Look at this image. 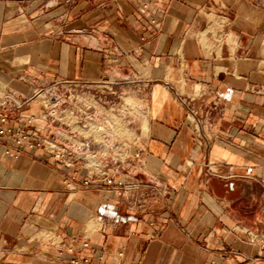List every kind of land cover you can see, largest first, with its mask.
Returning a JSON list of instances; mask_svg holds the SVG:
<instances>
[{
	"label": "crops",
	"instance_id": "crops-1",
	"mask_svg": "<svg viewBox=\"0 0 264 264\" xmlns=\"http://www.w3.org/2000/svg\"><path fill=\"white\" fill-rule=\"evenodd\" d=\"M72 92L133 131L97 166L0 138V264H264V0H0L10 118L74 134Z\"/></svg>",
	"mask_w": 264,
	"mask_h": 264
},
{
	"label": "rangeland",
	"instance_id": "rangeland-1",
	"mask_svg": "<svg viewBox=\"0 0 264 264\" xmlns=\"http://www.w3.org/2000/svg\"><path fill=\"white\" fill-rule=\"evenodd\" d=\"M129 80L132 81L133 78H129ZM44 96L48 105L54 104L56 101L59 103V112L58 114L54 112V117H58L60 120L70 124V128L74 132V134L70 132H61L59 136L50 134V138L61 148L69 149L82 156L91 166L99 165L97 153L104 151L105 156H109L110 147H115V143L110 142V135L120 138V136H123L125 133L130 134L133 131V126H129L123 118L125 116L135 115L138 104L134 99L132 100L126 95L121 96L118 105L112 109L103 108L104 106L100 104L98 100L83 97L80 93L76 92H72L71 95L68 94L60 98H51L46 94ZM95 106L98 107L95 109ZM88 110L91 111L89 112ZM98 110L103 112L101 117L98 116ZM106 115H108L107 119L105 118ZM94 125H101L100 127L103 126L105 129L98 134V143L95 142L92 134L87 133L89 128H92ZM84 138L86 139L84 140ZM87 138L93 140L96 146L92 144H83ZM123 143L125 144L126 142ZM66 144H71V147L68 148ZM76 146H80V148L76 149ZM87 153L96 155L95 157L86 156ZM127 157L128 153L122 154V158L126 159Z\"/></svg>",
	"mask_w": 264,
	"mask_h": 264
},
{
	"label": "built area",
	"instance_id": "built-area-1",
	"mask_svg": "<svg viewBox=\"0 0 264 264\" xmlns=\"http://www.w3.org/2000/svg\"><path fill=\"white\" fill-rule=\"evenodd\" d=\"M70 95V94H69ZM50 96V95H49ZM51 98H57L50 96ZM10 103H15L17 101L13 96L8 95L5 98L0 100V138H3L15 146L18 150H27L41 153L48 158L60 160L64 164H70L71 157L69 149L61 148L55 141L50 138V135L42 134L43 128L37 125V120L34 117L28 118L25 122L20 120H12L5 108L10 105ZM57 103V101L55 102ZM197 126L199 127V120H197ZM200 131V129H198ZM95 143L93 140L87 139L83 144L90 145ZM80 146H76V149H79ZM68 156V157H66ZM108 184H113L114 178L109 177L106 179ZM247 234L250 235V238L257 239V235L253 232L247 231ZM88 243H82L83 248L88 247ZM73 264H89L90 259L84 258L82 260L75 259L72 262ZM211 264H227L226 262L217 263L213 261Z\"/></svg>",
	"mask_w": 264,
	"mask_h": 264
},
{
	"label": "bare ground",
	"instance_id": "bare-ground-1",
	"mask_svg": "<svg viewBox=\"0 0 264 264\" xmlns=\"http://www.w3.org/2000/svg\"><path fill=\"white\" fill-rule=\"evenodd\" d=\"M98 130L102 131V130H103V128H102V127H99V128H98ZM96 142H98V141H96Z\"/></svg>",
	"mask_w": 264,
	"mask_h": 264
},
{
	"label": "water",
	"instance_id": "water-1",
	"mask_svg": "<svg viewBox=\"0 0 264 264\" xmlns=\"http://www.w3.org/2000/svg\"><path fill=\"white\" fill-rule=\"evenodd\" d=\"M92 145L96 146V144L92 143Z\"/></svg>",
	"mask_w": 264,
	"mask_h": 264
}]
</instances>
